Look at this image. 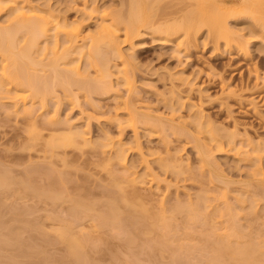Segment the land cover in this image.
<instances>
[{
	"label": "rangeland",
	"instance_id": "rangeland-1",
	"mask_svg": "<svg viewBox=\"0 0 264 264\" xmlns=\"http://www.w3.org/2000/svg\"><path fill=\"white\" fill-rule=\"evenodd\" d=\"M23 1L91 43L102 25L114 24L116 16L128 13L131 0ZM192 1L149 0L156 8L148 6L152 23L147 21L129 38L125 30L117 31L126 63L101 45L100 51L104 54L105 49L111 60L112 91L111 86L92 90L90 81L98 67H88L90 59L82 57L79 65L88 81L82 80L92 92L77 84L71 92L50 86L54 91L45 104L36 97L33 105L26 104L31 109L26 113L14 91L0 92V170L15 180L10 183L13 188L0 191V264H74L68 245L59 238L63 232L85 242L82 258L88 259L81 258V264H210L222 237L232 246L240 239L264 245V29L256 19L260 13L229 16L230 37L217 42L206 26L195 36L193 29L189 35L186 30L172 35L155 30L164 8L191 7ZM8 17V8L0 11V25H8ZM59 38L62 41L63 35ZM115 65H120L119 71ZM47 71L39 73L50 75L51 69ZM132 109L144 118H132ZM72 127L91 142L76 146L63 139V145L50 148L55 137L70 136ZM207 147L213 150L208 160L214 159L204 166L199 150ZM120 148L124 160L115 157ZM123 175L136 182L121 179L117 185L127 194L139 193L137 208L148 212L143 223L134 215L131 223L129 216L125 229L99 221L118 190L114 179ZM78 198L90 206L74 213ZM193 202L201 203L198 212L205 215L192 218L185 208ZM225 251L226 258L233 257V251ZM224 260L223 256L222 264Z\"/></svg>",
	"mask_w": 264,
	"mask_h": 264
},
{
	"label": "bare ground",
	"instance_id": "bare-ground-1",
	"mask_svg": "<svg viewBox=\"0 0 264 264\" xmlns=\"http://www.w3.org/2000/svg\"><path fill=\"white\" fill-rule=\"evenodd\" d=\"M148 3H149V0L147 4ZM147 4L144 0H131L128 13L126 15L116 16V18L113 19V21L114 20L116 21V23L114 22V24L111 23L107 26L102 25L101 27L102 29L100 33L98 34V37L92 39L91 43H89L86 41L85 37L80 36L81 34L80 32L76 30L66 29L65 24H62V25L58 24V22H54V19L50 18L49 16L39 14L38 10H36L35 7L29 6L23 0L21 1L20 0H0V11H2L5 8H8L9 9L8 21H10L8 22L9 23L8 25L6 24L5 26L0 25V92L5 89L14 91L13 92L14 95L16 94L18 97L16 95L15 96L18 98V100H20L24 104L23 109H22L23 111L21 110L23 113L29 112L31 110L29 107L26 106V104L30 101L31 105H33L35 102L34 98L36 97H39L41 99V102H44L45 104V101L47 99V94L51 92V89H52V87L50 86L56 87L59 85L65 91L71 92L72 85L77 84L76 86L78 88L83 89V90H85L84 88H86L88 89V92H90L91 91L89 89L90 87L89 88L87 87V86H90L89 83L88 84L86 83L85 85L84 83L85 81L82 80V78L85 79L84 77L86 78L88 77V76L83 75V73L85 72L84 70L83 72L81 71V67H80L81 65H79L80 63L79 60H82L80 59L82 57L83 58L85 57L91 60V61L89 60L90 64L88 63L89 64L88 67H90L91 64L92 66L93 64H95L96 67H98L97 69H95L96 76H94L95 77L94 81L92 79H91L92 81H90V82H94L92 90L94 88H95V91L98 88L102 90L108 89L109 86H111V91L114 90V87H113L114 85H112V83L114 82H111L110 84V81L112 78L111 76L113 73L111 70L112 66H110L111 60L109 59V55H107L105 49H104V54H102L103 52H101L100 50H102V46L105 45L106 48H108L107 50H109V52L111 51L110 54L111 53L113 55L116 54V57L119 59V61H120V58H123L122 56L125 57V54L122 53L123 52L122 47H121L122 43L119 40L117 31H119L120 29L125 30L126 36L129 38L135 35L134 33L139 31L140 29L139 27H141V25L142 26L145 25L144 23H146L147 21L149 22L148 24L152 23L148 20L150 17V13L148 9L152 7L153 5L152 3L151 4L149 3L148 5ZM191 5H192L191 7H178V8L175 7V9L173 8L172 10H169V11H165L166 8H164L165 9L164 10L162 8L163 5L160 6L164 11V13L162 14H165V16L163 15L164 18H163V21L160 22L161 25L156 27L155 30L157 32L159 31L160 32L159 34L171 33V35L181 30H186L187 32L186 31L185 32L187 33V35H189L190 32L192 31V30L190 31V29H193V32H194L193 35L194 34L196 35L197 33H199L202 27L206 26L208 29V33L216 36L214 37V39L217 38L215 39V42H217L218 39H223V38L228 39L230 37L231 29H229L227 26V19L229 16L230 17L233 15L239 16V14H242L243 12L253 14L252 12L255 13L256 11L260 13L258 14L259 16H256L257 17L256 19L260 22L261 28L264 29V0H196V2L193 0ZM148 6L150 7L148 8ZM146 7H147L146 9L147 12L143 10V8L145 9ZM153 7L152 9L155 10L156 8L154 9ZM155 12L159 13L158 9ZM158 13L156 14L158 15ZM153 15H154V12H153ZM160 20L161 19H159V21ZM120 24H122V27ZM61 35H63L62 41L59 38ZM42 42H45V43L42 45ZM227 43H229V41ZM96 55H99V57L97 58ZM123 60L124 61H121V62L126 63V60L124 58ZM119 67L120 65L116 68L118 71H119L118 69ZM49 68L51 69V72H50V75H47L49 73V71L47 70H50ZM40 70L45 71V72L47 71L48 73L46 75H43V73L42 74L39 73ZM88 70H90V68ZM76 76H79V78L80 77L81 78L78 79V77L76 78ZM50 78L52 81L49 80ZM85 80L88 81V78ZM10 84H12L13 85L12 87L14 88L7 87ZM115 89H118V88H115ZM128 89L129 91L132 90L131 87H128ZM102 93H105V92H102ZM20 101H17V103ZM132 108H136V106ZM143 114L144 113H139L136 109H132L131 117L132 118L143 117ZM145 117L147 118V120L149 119V115ZM135 122L136 121L132 120L130 122V125L134 126ZM76 128L77 127L71 128V131H70L71 134L68 137H64V136L55 137L52 142L48 143L50 145V148L52 146L63 145V142H62L63 139L68 140L70 145H76V146L80 144L90 143L91 141L89 140V138L84 136V132ZM201 144L202 146H204L202 142ZM107 145H109V143L105 144L104 146H107ZM210 151H213V150L212 149L210 150V148L203 149L201 151L199 150V152H201L204 155L203 157V155L201 154L203 157L202 160L204 161V163L207 162V165H209L208 163L211 162L212 159H214L212 158L211 160L209 159L210 161L208 160V158H210V156L212 155ZM115 157L118 158L119 160H124L125 159L124 150L122 148L115 150ZM214 162L216 163L215 160ZM205 165L206 163L204 164V166ZM213 167L214 166H212V169ZM164 168L170 169L169 167H166V166ZM4 171H5V174L4 172H1L0 170L1 172L0 173L1 174L0 175V191L1 190L6 191V189L9 190L13 188L11 184L13 185V183L15 182L14 178H11V176L9 175L10 173L8 172L9 173L8 174L6 170ZM123 176L117 177L116 179H114L116 180L114 183V185L116 184L115 190L117 189L118 190L117 192L115 191L116 193L115 192L113 193L114 194L113 196L111 195L112 197L110 196L111 199H109L110 201H108L105 212L104 211H103L104 213L101 212L99 216V221L101 224L102 223L103 224L107 223L108 225L113 224L112 226L116 225L119 228L122 226L121 228H123L124 226L123 224L125 223L128 224L129 223V222L127 223V220L129 219L128 217L129 216L131 217L132 215H134V217L136 216L137 218L140 217L141 221L140 219L139 221L142 223H143L142 220H145V217H146L145 215L148 213L147 209L141 207L139 210L137 208L138 201L140 199V194L135 191H133L131 194H127L126 190L123 187L117 185L118 183H120L121 179H124L122 181H125V182L128 181V182L135 183L136 178H129V175H126L125 177ZM58 177L59 175L57 176V179ZM10 178L13 180H11ZM52 178L54 177L52 176ZM153 178L156 179V177H153ZM59 179L57 180V182L59 181ZM158 179L160 180L159 177ZM261 180L262 179H260L259 182L263 183L262 182L263 180L262 181ZM18 184L21 186L22 183H18ZM7 187H11V188L8 189ZM46 193H48L49 195H52V191L51 192L46 191ZM53 196L54 198L56 197L55 194H53L52 197ZM201 198L202 200L204 199L203 197ZM55 201L57 200L55 199ZM75 203L76 204L74 203L73 204L76 206H73L74 210L72 209L74 213L77 212L76 210L78 208L79 209L85 208L86 210L85 206L87 207L90 206L88 202L86 204L84 203V201L82 202V200L79 201L76 199ZM200 205L201 203L199 204L198 202H195V203L193 202L187 205L186 208L185 207L184 208L188 210L189 212H191L189 214L193 216L192 218H195L194 216H196V213L198 214L201 212V211L198 212V210H200L199 208L202 207V206L200 207ZM92 206L93 205H91L90 208H92ZM177 209H178L177 211H179L180 208L177 206ZM201 213L199 217H201ZM79 214H77V216ZM131 219H132L131 223H133V216L131 217ZM146 220H147V217H146ZM165 223H166L165 226L167 224L168 226L171 224L167 222ZM144 225H146V223ZM147 225L153 226V223L152 224L148 223ZM118 227H115V228H118ZM127 227L125 226V228ZM145 227L146 226H144V228ZM63 230L66 231L67 229L65 228ZM63 230L62 231L59 230V231L63 232ZM69 230L70 229L68 228V231ZM234 231H233V234L238 235V232L234 233ZM61 232L58 233L59 236ZM242 235L245 236V234L243 233ZM70 236L68 235V232H65V233L63 232L61 233V236L59 238L62 242L64 241L65 245H68L67 252L69 254L68 256L71 257L70 261L74 260V264H81L83 262L81 261L82 248L85 242H83L82 240L81 242H79L78 241L79 238L75 239L74 236L71 234ZM241 238L243 237L241 236ZM222 239L224 238L222 237ZM222 239L221 238L220 240L218 239V241H220L221 243L217 241L218 248L217 246H215V251L217 248V251L215 253H218V254L216 255L213 253L214 256L212 255V257L210 258V260L214 264H219V263L222 264L223 256L225 260H229L230 262L229 264H260V263L264 264L262 263L264 262L262 261L264 260V257H263L264 248H262L264 247V245L260 243V241L258 243L256 241L257 244H255L254 241L252 242V241H247L244 239H242L241 241V239L239 238L240 243H237V246L236 245L232 246L231 242L223 243V242H226L227 237L225 241H223ZM227 241H229V238ZM220 245L224 251L227 249L225 251L226 253L229 249H230V251H228L229 253L231 252V254H233L232 251L234 252L233 257L232 255L231 256L229 255L231 259L234 258L236 255H239V256H236L231 261L230 257L226 258V254L224 253V251L221 248H219ZM83 250L85 253V249ZM221 250L223 252L222 254L224 255H220ZM221 257L222 259H220ZM72 258L74 259L72 260ZM261 258L263 259L261 260ZM84 259L87 260L88 259L87 256ZM217 260L218 262H216ZM225 260H224V264L225 263L228 264V262H226Z\"/></svg>",
	"mask_w": 264,
	"mask_h": 264
}]
</instances>
